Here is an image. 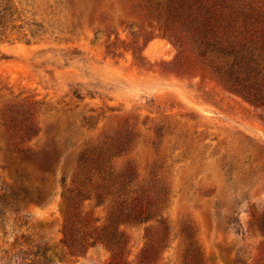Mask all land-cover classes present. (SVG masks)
<instances>
[{
    "label": "rangeland",
    "instance_id": "obj_1",
    "mask_svg": "<svg viewBox=\"0 0 264 264\" xmlns=\"http://www.w3.org/2000/svg\"><path fill=\"white\" fill-rule=\"evenodd\" d=\"M210 1L222 52L176 0H0V264H140L164 229L148 264H264V105L227 81L264 85V0ZM111 229L116 259L83 243Z\"/></svg>",
    "mask_w": 264,
    "mask_h": 264
},
{
    "label": "trees",
    "instance_id": "obj_2",
    "mask_svg": "<svg viewBox=\"0 0 264 264\" xmlns=\"http://www.w3.org/2000/svg\"><path fill=\"white\" fill-rule=\"evenodd\" d=\"M218 1V0H216ZM215 2H211L210 0H176V5H173L171 13L173 14L175 20H177L180 25L188 29L194 36L198 38L200 44L202 46L213 47V49L220 48V52L224 51L227 47L222 46V44L218 41V29L220 27V21H218V16L215 14L216 6ZM216 6V7H215ZM9 9L4 8L0 10V35L4 32V23L3 20L6 18V12ZM231 49L235 51L234 46L230 45ZM222 47V48H221ZM228 49V48H227ZM236 53V52H235ZM246 58L243 56L241 62H243ZM237 59L235 60V62ZM240 62H238L239 64ZM237 65L234 63L232 66L227 78L230 84V88L244 96L247 100L254 103L255 105H264V85L258 81L259 72L256 73V70H251L248 67V62H244L243 68H246V76L241 77L238 74L233 72L234 66ZM255 74V75H254ZM264 82V81H263ZM34 132L33 127L30 126L26 130V135H30ZM80 160H84L82 166L83 169L90 165V168L101 175V173L105 169L106 160L103 154H98L96 159L87 160L84 156L80 158ZM88 162L90 163L88 165ZM103 175H101L102 178ZM103 180H106L104 177ZM41 181H45V178L42 177ZM64 178L62 182L64 183ZM38 199L41 197V192H38ZM80 194V193H79ZM95 198L99 199L100 195L95 194ZM8 203L4 197H0V217L4 216V210L8 207ZM157 210V205H153L151 209H142L141 207L132 212L124 213V210L117 209L115 211V217L120 218L122 216H126L127 220H133L134 223H145L150 220V215ZM14 211H17L14 209ZM128 222L123 223L122 225H126ZM166 235V230L164 229L161 233V237L158 239L155 246H151L150 248H146L142 251L139 262L140 264H148L150 263L154 257L157 255L161 244L164 242V238ZM87 240H83V243L86 241H90V245L94 246L96 244L104 245L110 248L116 256L120 254V250L124 245L123 241V233L121 232V236L118 237V233L111 229L107 231H98L94 230L93 232H89L86 234ZM72 242V236L70 233V226L68 225L65 230V243ZM81 245V244H80ZM193 262L189 258V254L185 256V264H192ZM194 264H199L196 261Z\"/></svg>",
    "mask_w": 264,
    "mask_h": 264
}]
</instances>
